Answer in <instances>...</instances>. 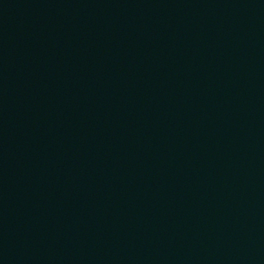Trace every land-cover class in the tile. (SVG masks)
<instances>
[{"label":"water","instance_id":"water-1","mask_svg":"<svg viewBox=\"0 0 264 264\" xmlns=\"http://www.w3.org/2000/svg\"><path fill=\"white\" fill-rule=\"evenodd\" d=\"M0 264H264V0H0Z\"/></svg>","mask_w":264,"mask_h":264}]
</instances>
